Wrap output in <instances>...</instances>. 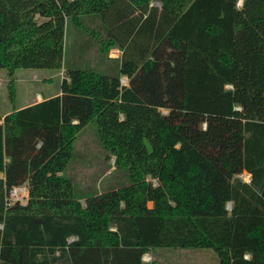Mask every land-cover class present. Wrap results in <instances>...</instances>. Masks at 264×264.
<instances>
[{
	"label": "trees",
	"instance_id": "trees-1",
	"mask_svg": "<svg viewBox=\"0 0 264 264\" xmlns=\"http://www.w3.org/2000/svg\"><path fill=\"white\" fill-rule=\"evenodd\" d=\"M238 2L0 0L10 99L16 71L65 69L60 95L0 113V264H154L162 248L264 264V0ZM70 26L96 66L65 61ZM91 124L128 183L85 196L66 170Z\"/></svg>",
	"mask_w": 264,
	"mask_h": 264
},
{
	"label": "rangeland",
	"instance_id": "rangeland-1",
	"mask_svg": "<svg viewBox=\"0 0 264 264\" xmlns=\"http://www.w3.org/2000/svg\"><path fill=\"white\" fill-rule=\"evenodd\" d=\"M152 5L161 6V3L152 1ZM242 5L239 0L238 6ZM76 26L69 27V36L66 39V58L71 60L75 65L89 63L98 64V46L93 45L85 51L84 56H80L85 41H89L90 32L87 35L76 37ZM96 43V42H94ZM119 49L113 48L109 52V59H104L100 71L109 70L116 65L114 59L121 58ZM119 56V57H117ZM112 57V58H111ZM65 78L63 68L54 69H20L15 74V99H10V88L8 71L0 68V113L6 115L14 109L22 108L31 104L41 102L44 98L53 96L61 89V82ZM127 83V79L123 78ZM41 93V94H37ZM66 175L71 178L75 184L76 191L88 196L93 193H103L112 188L128 183V175L125 169L116 165V157L110 155L101 144L97 127L95 124L87 126L77 137L74 145V158L69 164ZM245 182L251 179L250 174L244 172L239 176ZM155 185L157 181L150 179ZM19 196L10 197L12 202L19 201L26 205L28 202V189L25 186L19 187ZM83 204L84 199H82ZM230 204V203H229ZM227 205L230 210L231 205ZM149 207L153 206L152 202L148 203ZM150 256L144 255L143 260L154 264H219L217 253L213 249L201 248H162L151 250Z\"/></svg>",
	"mask_w": 264,
	"mask_h": 264
},
{
	"label": "crops",
	"instance_id": "crops-1",
	"mask_svg": "<svg viewBox=\"0 0 264 264\" xmlns=\"http://www.w3.org/2000/svg\"><path fill=\"white\" fill-rule=\"evenodd\" d=\"M119 51H120V50H119ZM120 53H121L120 56L122 57V54H123V53H122L121 51H120ZM117 57H119V56H117ZM111 58H112V57H111ZM109 61H113V59H109ZM96 65H97V64H96ZM96 65H91V64L85 62V63H82V65H76V66H78V67L91 66V67H92V66H96ZM100 66H101V65H100ZM100 66H99V67H100ZM64 71H65V69L63 68V72H64ZM122 78H127V84H126L125 86H128V85H129V78L126 77V76H125V77L123 76ZM63 79H64V77H63ZM63 79H62V80H63ZM61 84H62V82H61ZM37 94H41V93H37ZM60 94H61V89H59L56 93H54L53 96L60 95ZM53 96H50V97H53ZM42 101H43V100H42ZM149 252H151V250H149V251L146 253L148 256H150V253H149Z\"/></svg>",
	"mask_w": 264,
	"mask_h": 264
},
{
	"label": "built area",
	"instance_id": "built-area-1",
	"mask_svg": "<svg viewBox=\"0 0 264 264\" xmlns=\"http://www.w3.org/2000/svg\"><path fill=\"white\" fill-rule=\"evenodd\" d=\"M126 79H127V78H126ZM126 84H127L126 81H124L123 78H121V85H122V86H125ZM240 175H241V174H240ZM240 175H239V176H240ZM239 176H238V177H239ZM249 182H250V181H249ZM26 188H27V187H26ZM27 189H28V188H27ZM28 193H29V192H28ZM12 196H13V197H18V196H19L18 188H15L14 190H12V192H11V194H10V197H12ZM229 205H231V204H229ZM230 209H231V206H230ZM70 240L73 241L74 238H71Z\"/></svg>",
	"mask_w": 264,
	"mask_h": 264
}]
</instances>
